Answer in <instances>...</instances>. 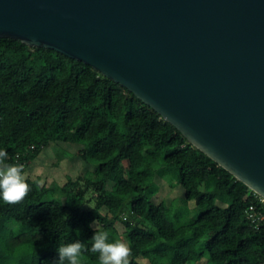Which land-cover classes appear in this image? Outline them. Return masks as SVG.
Here are the masks:
<instances>
[{
  "label": "trees",
  "instance_id": "obj_1",
  "mask_svg": "<svg viewBox=\"0 0 264 264\" xmlns=\"http://www.w3.org/2000/svg\"><path fill=\"white\" fill-rule=\"evenodd\" d=\"M50 145L78 147L94 171L75 173L63 187L26 176ZM0 149L23 165L30 186L20 203L0 200V264H53L59 243L80 240L90 249L94 231L109 230V242L130 247L129 264L206 256L208 264H264V219L247 215L254 206L264 216L263 198L82 61L0 38ZM159 179H177L197 219L173 221L165 202H154ZM80 264H99L98 254L85 252Z\"/></svg>",
  "mask_w": 264,
  "mask_h": 264
},
{
  "label": "water",
  "instance_id": "obj_2",
  "mask_svg": "<svg viewBox=\"0 0 264 264\" xmlns=\"http://www.w3.org/2000/svg\"><path fill=\"white\" fill-rule=\"evenodd\" d=\"M0 38L92 66L264 199V0H0Z\"/></svg>",
  "mask_w": 264,
  "mask_h": 264
},
{
  "label": "rangeland",
  "instance_id": "obj_3",
  "mask_svg": "<svg viewBox=\"0 0 264 264\" xmlns=\"http://www.w3.org/2000/svg\"><path fill=\"white\" fill-rule=\"evenodd\" d=\"M64 148L68 147H54L52 145L46 147L37 160L31 164L26 176L40 178L42 184L57 183L63 187L70 183V177L75 173H81L86 169L94 171L95 161L90 157L92 164L85 165V162L78 156V147H69V151ZM171 174L173 177L177 176L175 172H171ZM176 180L159 179L156 183L159 189L153 200L155 203L165 202L173 221H194L200 215V210L195 202H185L184 190L177 185ZM108 233L109 239L115 235L112 230H109ZM208 261L209 258L206 256L202 261L194 264H208Z\"/></svg>",
  "mask_w": 264,
  "mask_h": 264
},
{
  "label": "clouds",
  "instance_id": "obj_4",
  "mask_svg": "<svg viewBox=\"0 0 264 264\" xmlns=\"http://www.w3.org/2000/svg\"><path fill=\"white\" fill-rule=\"evenodd\" d=\"M22 172L23 165L9 162L7 150L0 149V200L5 204L20 203L29 194L30 186ZM257 191L264 195L258 188ZM88 241L90 249L80 240L59 243L58 259L53 264H80L81 256L87 251L98 254L99 264H129L130 247L122 241L109 242L107 231H94Z\"/></svg>",
  "mask_w": 264,
  "mask_h": 264
},
{
  "label": "built area",
  "instance_id": "obj_5",
  "mask_svg": "<svg viewBox=\"0 0 264 264\" xmlns=\"http://www.w3.org/2000/svg\"><path fill=\"white\" fill-rule=\"evenodd\" d=\"M263 201H264V199H263ZM247 215H248V218L250 219V220H252L253 222H255V221H263V219H264V216H261V215H259V216H255V213H254V206H251L250 208H249V210H248V212H247Z\"/></svg>",
  "mask_w": 264,
  "mask_h": 264
}]
</instances>
